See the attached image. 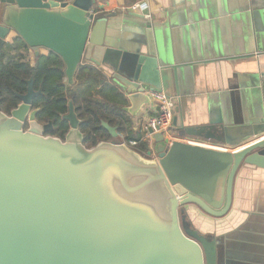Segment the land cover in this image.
<instances>
[{
	"label": "water",
	"instance_id": "1",
	"mask_svg": "<svg viewBox=\"0 0 264 264\" xmlns=\"http://www.w3.org/2000/svg\"><path fill=\"white\" fill-rule=\"evenodd\" d=\"M0 2V50L14 30L36 53L59 56L69 85L89 62L128 93L134 114L165 82L180 88L177 69L172 79L161 63L158 30L142 15L130 14L139 37L123 53L107 46L111 16L98 18L95 0ZM40 94L30 80L10 116L0 109V264H216L215 245L182 222L191 206L212 218L229 213L242 165L264 168V139L247 143L264 134V123L184 129L217 142L225 136L231 147L249 144L235 152L150 129L154 153L144 157L104 121L112 140L87 148L71 102L65 141L47 135L52 124L38 123L40 109L31 111Z\"/></svg>",
	"mask_w": 264,
	"mask_h": 264
},
{
	"label": "crops",
	"instance_id": "2",
	"mask_svg": "<svg viewBox=\"0 0 264 264\" xmlns=\"http://www.w3.org/2000/svg\"><path fill=\"white\" fill-rule=\"evenodd\" d=\"M95 1L92 11L98 18L111 16L106 44L112 50L123 53L133 50L139 33L134 24L137 19L129 17L130 14L144 16L158 30L161 63L166 65L172 79L176 68L180 81L179 89L174 80L161 87V91L176 100L177 124L171 140L235 152L264 139L261 134L245 143L246 146L231 147L225 136L224 142H217L202 135H189L184 130L225 122L264 123V0ZM135 5H141L140 9L133 11ZM5 8L0 2V22ZM17 37L11 30L6 42ZM47 53L41 51L40 55ZM82 66L102 72L89 62H83ZM106 81L115 84L111 78ZM66 84L72 86L67 79ZM115 85L127 98L128 93ZM131 106L128 101L125 108L132 119L131 132L142 138L145 122L156 115L158 105L152 101L136 114L128 111ZM232 136L238 138L239 131L234 130ZM228 138L233 140L231 136ZM187 213L185 221L191 229L215 245L216 264H264V168L242 165L234 184L233 204L226 216L208 217L196 206H191Z\"/></svg>",
	"mask_w": 264,
	"mask_h": 264
},
{
	"label": "trees",
	"instance_id": "3",
	"mask_svg": "<svg viewBox=\"0 0 264 264\" xmlns=\"http://www.w3.org/2000/svg\"><path fill=\"white\" fill-rule=\"evenodd\" d=\"M75 79L74 85L66 84L64 63L54 53L39 55L32 65L30 47L17 37L12 43H6L0 51L1 111L10 115L21 104V96L27 94L28 83L33 80L34 89L41 92L34 99V108L40 109L36 120L44 125L51 123L53 127L47 135L65 141L70 125L63 116L68 114L71 102L87 148L112 140L109 132L102 127L103 121L117 127L126 141L141 139L131 132L132 119L125 110L127 98L115 84L107 83L102 72L92 66H82ZM136 150L143 156H147L150 151L149 145L143 142Z\"/></svg>",
	"mask_w": 264,
	"mask_h": 264
},
{
	"label": "built area",
	"instance_id": "4",
	"mask_svg": "<svg viewBox=\"0 0 264 264\" xmlns=\"http://www.w3.org/2000/svg\"><path fill=\"white\" fill-rule=\"evenodd\" d=\"M141 5H135L132 7L133 11L140 9ZM151 100L156 102L158 105V110L156 115L147 119L144 125V135L138 140L126 141V137L120 134V140L126 143L129 147L136 149L140 143H145L149 145V152L154 153V148L152 149V144L154 142L153 135L149 132L153 129L155 132L162 133L165 138L172 139L174 130V116L176 108V100L174 97L168 95L167 93L152 91L148 93Z\"/></svg>",
	"mask_w": 264,
	"mask_h": 264
},
{
	"label": "flooded vegetation",
	"instance_id": "5",
	"mask_svg": "<svg viewBox=\"0 0 264 264\" xmlns=\"http://www.w3.org/2000/svg\"><path fill=\"white\" fill-rule=\"evenodd\" d=\"M14 41V40H13ZM13 41H11V42H6V43H12ZM5 43V44H6ZM4 44V45H5ZM3 45V46H4ZM2 46V47H3ZM2 49V48H1ZM30 50H31V54H32V65H34L35 64V61H36V59L39 57V55L41 54V51H46V52H48L47 54H49L50 52L49 51H47V50H45V49H40L37 53L35 52V51H33L31 48H30ZM1 51V50H0ZM34 85V84H33ZM34 91L35 92H37L35 89H34ZM38 97V96H37ZM36 98V97H35ZM34 98V99H35ZM34 99H33V102H32V110L31 111H34V110H37V108H34ZM22 103V102H21ZM0 109H1V107H0ZM10 116V115H9ZM44 125V124H43ZM28 127V123H27V126H26V128Z\"/></svg>",
	"mask_w": 264,
	"mask_h": 264
},
{
	"label": "rangeland",
	"instance_id": "6",
	"mask_svg": "<svg viewBox=\"0 0 264 264\" xmlns=\"http://www.w3.org/2000/svg\"><path fill=\"white\" fill-rule=\"evenodd\" d=\"M182 225H183L184 230H186V228H191V227H192V226L189 225L186 221H183V222H182Z\"/></svg>",
	"mask_w": 264,
	"mask_h": 264
}]
</instances>
